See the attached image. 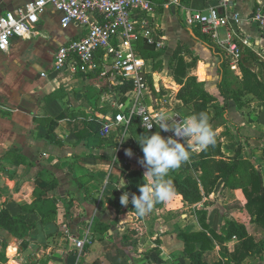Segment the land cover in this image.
<instances>
[{
    "label": "crops",
    "instance_id": "obj_1",
    "mask_svg": "<svg viewBox=\"0 0 264 264\" xmlns=\"http://www.w3.org/2000/svg\"><path fill=\"white\" fill-rule=\"evenodd\" d=\"M29 1L0 0V15ZM179 1L154 0L162 50L171 44L173 52L184 43L191 50L185 53L186 63L197 62L193 74L217 96L219 59L192 36L185 22L191 11L213 6L216 0ZM259 4L264 0H236L242 18L239 32L260 42L258 26L248 19ZM61 18L60 11L48 6L33 34L14 37L9 52L0 51V217L11 220L10 226L0 223V264H188L190 250L182 233L198 230L222 236L203 251L204 264H264V222L255 219L258 204L248 207L251 178L241 183V177H234L223 184L220 198L216 192L210 196L217 201L209 210L204 208L208 198L202 181L201 199L191 201L168 179L173 197L154 204L144 217L136 215L131 196L139 195L144 183L143 151L133 144L131 125L114 127L104 137L98 122L119 112V105L133 96L132 87L122 92V83L114 79L56 71L57 47L83 35L74 23L64 27ZM228 113L241 122L242 134L251 137L250 149L263 159L264 107L258 122H248L234 99L228 101ZM256 168L264 180V160ZM125 191L127 206L120 203ZM194 207L207 213L208 229L197 212L179 214L181 208ZM226 219L233 228L240 222L245 234L229 230ZM86 234L89 242L80 251L74 237Z\"/></svg>",
    "mask_w": 264,
    "mask_h": 264
},
{
    "label": "built area",
    "instance_id": "obj_2",
    "mask_svg": "<svg viewBox=\"0 0 264 264\" xmlns=\"http://www.w3.org/2000/svg\"><path fill=\"white\" fill-rule=\"evenodd\" d=\"M170 2L180 5L179 0ZM48 6L61 12L64 27L74 23L83 29L81 37L57 47L53 63L56 71H67L71 75L96 74L132 87L133 96L119 105V112L98 120L102 136L108 137L113 128L120 125L128 129L134 118L139 119L146 131L157 130L167 137L172 136L171 130L165 132L159 128L160 115L174 116L176 121L186 116L178 108L167 107L159 103V98H153L146 60L134 51L140 39L157 50L165 46L164 37L158 34V25L153 20L154 0H31L0 15V51L9 52L14 37L26 38L33 34L41 12ZM241 19L236 0H216L213 6L191 11L185 22L190 28L209 35L223 50L228 62L239 66L247 50L264 58V5H257L248 18L259 28L260 42L239 32ZM151 124L153 127L147 130ZM74 241L76 248L82 251L89 242V235L75 236Z\"/></svg>",
    "mask_w": 264,
    "mask_h": 264
},
{
    "label": "rangeland",
    "instance_id": "obj_3",
    "mask_svg": "<svg viewBox=\"0 0 264 264\" xmlns=\"http://www.w3.org/2000/svg\"><path fill=\"white\" fill-rule=\"evenodd\" d=\"M180 44V53L174 56V51L171 52V44L167 50H152L150 48L136 44L135 54L144 58L148 64V81L150 83V94L154 98H159V103L167 107L181 106L179 110L184 114H190L193 110L197 113L209 112L210 124L216 132V142L214 145L208 146L207 149H196L193 145L190 149V160L181 165L178 169L169 172L166 179L176 180L179 185L188 187L192 196L197 197L198 193L194 192L193 185H197L201 179L205 180L204 191L206 197L204 208L209 210L214 206L217 198L210 199L212 193L221 194V188L226 181L219 170L218 163L224 160L229 162L232 166H239L233 172L232 178L241 177V183L245 182L247 178L254 177L255 171L258 170L256 165L263 161L259 155L253 153L254 150L250 144L251 137L242 134V125L237 124L230 118L228 110L223 108L224 101L220 92L217 91V96L208 105L206 110H199L196 102L203 96L202 91H193L185 93V88L188 85H193L196 80L202 81L200 88H205L206 83L200 79L195 72L197 62L191 64L186 63L185 53L189 51L184 43ZM190 52V51H189ZM202 59L195 56L196 59ZM191 61V57L187 58ZM226 64L227 73L225 75V82L228 84L232 93L241 96V102L238 103L240 113L246 116L248 122H258L260 112L264 107V62L256 58H247L240 63L239 66L231 63ZM209 92L210 90L207 89ZM185 93V94H184ZM181 100V101H179ZM217 112H221L218 115ZM257 119V120H256ZM264 121V114L261 116ZM247 126V125H246ZM134 136V145L142 150L135 136L142 135V131L137 128H132ZM167 138V137H165ZM132 145V144H131ZM143 154V153H142ZM260 170V169H259ZM231 178V180H232ZM200 180V181H198ZM177 189V188H176ZM197 207L194 209H180L179 214L193 212L195 213ZM229 225V230H237L240 222L237 225L230 226L231 222L226 219ZM236 221L233 222V224ZM232 227V228H231ZM238 233V232H237ZM239 235V234H238ZM188 264H195L192 260Z\"/></svg>",
    "mask_w": 264,
    "mask_h": 264
},
{
    "label": "clouds",
    "instance_id": "obj_4",
    "mask_svg": "<svg viewBox=\"0 0 264 264\" xmlns=\"http://www.w3.org/2000/svg\"><path fill=\"white\" fill-rule=\"evenodd\" d=\"M173 117L164 113L159 117V128L165 132L171 130L172 136L165 138L160 131L150 135L147 133L135 136L144 154L140 163L146 167L143 176L144 183L139 186L140 194L131 196V203L138 217L149 214L154 204L166 202L173 197L174 189L166 177L170 171L178 169L190 160V149L193 145L204 150L216 142V132L206 112L192 114L182 118L181 121H176ZM152 127L153 124L148 126L147 130ZM129 136L132 135L121 138L127 139ZM180 138L184 142H181ZM126 154L131 156V149H127ZM124 187L126 185L120 188ZM120 203L123 206L129 204L127 191L121 195Z\"/></svg>",
    "mask_w": 264,
    "mask_h": 264
},
{
    "label": "trees",
    "instance_id": "obj_5",
    "mask_svg": "<svg viewBox=\"0 0 264 264\" xmlns=\"http://www.w3.org/2000/svg\"><path fill=\"white\" fill-rule=\"evenodd\" d=\"M190 33L198 41L204 43L207 47H209L212 50V53L214 54V56H216L219 59L218 65H219L220 80H219L217 87H218L220 95L222 96L223 101H224L223 108L225 110H228V101L230 99H234L237 103H240L241 102V100H240L241 96L232 93L231 90L229 89L228 84L225 82V75L227 73V68L225 66L226 64H224V63H228V60L225 57L223 50L213 42L212 38L209 35L203 34L197 28H191ZM137 44H140L141 46L143 45L144 47L150 48L152 50H156L155 46L148 44L143 39H140L137 42ZM180 47L181 46L179 44L177 46V48L174 50V56H177L180 53ZM189 51H191V50L189 49ZM247 58H256L257 60L264 62V58L260 57L257 53H255L252 50L246 51V55H245L244 60ZM202 83H203L202 81L196 80L193 85L186 86L184 91H185V93L193 92V91H202L203 96L198 100V102H196V105L198 106L199 110H203V109L206 110V109H208L207 105L212 100H214L216 96L211 94L204 87L200 88L199 85H202ZM119 88L122 92H127V91L131 90V85L124 83V84H121L119 86ZM206 113L208 114V116L210 115L209 112H206ZM217 113H218V115L221 114V112H217ZM182 114L187 117V116H190L192 114H198V113L196 112V110L195 111L193 110L190 114H184V113H182ZM133 127L139 128L143 134L148 133L150 135L154 132H157V130L146 131L145 129H143L140 126V122H139L138 118L133 119V121L131 123V130ZM161 135L164 137H167L162 132H161ZM218 168L222 173H223V171L227 172V173H225V175L222 174L225 181H226V184H227L231 180V178L233 177V172L235 171V168L238 169L239 166H237V167H235L233 165L231 166L229 164V162H225L224 160H222L221 162L218 163ZM201 180H202V184L204 185L205 180L204 179H201ZM173 181L175 183V186H176L178 192L182 193L185 197L189 198V200L198 201L201 199L202 195H201V192L199 190L198 184L193 185L194 192L198 193L197 197H194V196H192V193L188 187H183L182 185H179L178 181H176V180H173ZM250 182H251V187H252L251 191L252 192L250 194L248 192V195H249V201H248L249 206L248 207L250 209L251 205L258 204V209L255 212V219H256V221H263L264 222V180H263V175L261 173V170L258 169L255 171L254 177L251 176ZM203 211L204 210H199V209L196 210V212L201 215L200 221L202 222L203 228L208 229L209 226L206 223L207 213L206 212L204 213ZM6 217H8L9 219ZM0 223L4 224V225L6 224L7 226H10V224H11L10 217L9 216H4V217L1 216L0 217ZM209 232H210V235L205 230H198V231H193L190 233H182V236L184 237V239L186 240V244L188 245V250H190L189 258L195 264H204L203 259H202L203 254H204L203 251L208 249V248H211L213 246L214 239L219 240L222 237L219 233H217L214 230H209ZM224 232L226 233L227 237H229L228 231L225 230ZM237 232H236L237 235L239 234L240 236H243L245 234L244 229L241 227H238ZM196 244H199L200 249H195V248H197ZM226 256H228V255H226V254L223 255L224 258ZM236 260H240L239 257L236 256ZM213 264H224V262L221 260V261L215 262Z\"/></svg>",
    "mask_w": 264,
    "mask_h": 264
},
{
    "label": "bare ground",
    "instance_id": "obj_6",
    "mask_svg": "<svg viewBox=\"0 0 264 264\" xmlns=\"http://www.w3.org/2000/svg\"><path fill=\"white\" fill-rule=\"evenodd\" d=\"M12 253H13V250L11 249V250H10V254H12Z\"/></svg>",
    "mask_w": 264,
    "mask_h": 264
}]
</instances>
